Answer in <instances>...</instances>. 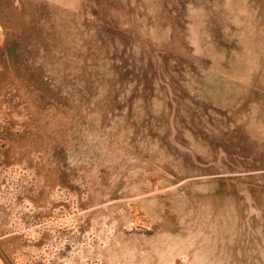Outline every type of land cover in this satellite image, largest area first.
<instances>
[{
	"label": "rangeland",
	"instance_id": "rangeland-1",
	"mask_svg": "<svg viewBox=\"0 0 264 264\" xmlns=\"http://www.w3.org/2000/svg\"><path fill=\"white\" fill-rule=\"evenodd\" d=\"M0 264H264V0H0Z\"/></svg>",
	"mask_w": 264,
	"mask_h": 264
}]
</instances>
